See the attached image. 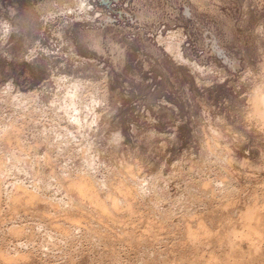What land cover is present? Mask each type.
<instances>
[{
	"label": "rangeland",
	"instance_id": "1",
	"mask_svg": "<svg viewBox=\"0 0 264 264\" xmlns=\"http://www.w3.org/2000/svg\"><path fill=\"white\" fill-rule=\"evenodd\" d=\"M263 68L264 0H0V264L222 258L264 213Z\"/></svg>",
	"mask_w": 264,
	"mask_h": 264
},
{
	"label": "bare ground",
	"instance_id": "2",
	"mask_svg": "<svg viewBox=\"0 0 264 264\" xmlns=\"http://www.w3.org/2000/svg\"><path fill=\"white\" fill-rule=\"evenodd\" d=\"M263 69H264V68H263ZM263 77H264V74H263ZM261 78H262V76H261ZM260 82H262L261 84H263V82H264L263 79H262V81L260 80ZM260 82H259V84H260ZM259 84H258V85H259ZM258 85H257V86H258ZM261 86H262V85H261ZM81 87H82V85H81V82H80L79 80H76L75 82L71 83V85H70L69 87H67V88H69V89L66 91V94L64 95V99H63V101L65 100V102L62 103V105L59 104V106H61L63 110L65 109L64 111H66V112L68 113V115L70 114L71 117H72V116L75 117V118L72 117V118H73V120H72L73 122L75 121V122H79V123H80V121H81V120H80V119H81V116H79V115L82 114V113H81L82 109H86V110H87V108H84V107H87L88 104L91 103L90 101H89V103H88V101H87V103H88L87 105L83 104V103H85V101L83 100V97H82V99H81V96H82V95L80 94V93H81ZM258 88L260 89V86H258ZM259 89L256 88L255 91H257V93L255 94V96H252V97H254V98H253V101H252L253 104H254V105H252V106L254 107V108H252V110H253L252 113H255V114H253V115H256V114H257V116H258L262 121H264V86H263L260 90H259ZM57 95H58L57 97H59V95H61V93H59V94H57ZM36 96H37V95H36ZM55 97H56V95H55ZM57 97H56V98H57ZM60 97H61V96H60ZM60 97H59V98H60ZM252 97H251V98H252ZM23 98H24V97H23ZM25 98H27V97L25 96ZM53 98H54V97H53ZM59 98H57V99H59ZM61 98H63V96H62ZM54 99H55V98H54ZM59 100H60V99H59ZM251 100H252V99H251ZM51 101H53V99H52ZM91 101H92V100H91ZM54 102H55V101H54ZM50 103H51V102H50ZM56 103H57V105H58V102H56ZM59 103H60V102H59ZM52 104H53V102H52ZM251 104H252V103H251ZM27 105H28V104H27ZM50 105H51V104H50ZM91 105H92V104H91ZM59 106H58V107H59ZM252 106H251V107H252ZM26 107H27V106H26ZM56 107H57V106H56ZM58 107H57V108H58ZM61 107H59V109H60ZM88 107H89V106H88ZM91 108H92V107L90 106V109H91ZM26 110H27V108H26ZM28 110H29V109H28ZM57 110H58V109H57ZM92 110H93V109H92ZM92 110H91V111H92ZM40 111H41V110H40ZM56 112H57V111H56ZM64 113H65V112H64ZM252 113H251V114H252ZM58 114H59V113H58ZM69 117H70V116H69ZM251 117H252V116H251ZM253 117H254V116H253ZM258 117H257V118H258ZM72 118H70V120H71ZM74 119H75V120H74ZM257 120H258V122H259V119H257ZM261 120H260V122H261ZM81 122H82V121H81ZM258 124H260V123H258ZM263 124H264V122H263ZM260 125H262V122H261ZM261 127H262V126H261ZM209 146H210V145H209ZM208 149H210V147H208ZM263 154H264V153H263ZM200 180H201V179H200ZM200 180H199V181H200ZM263 180H264V179H263ZM199 181H198V183H199ZM201 181L204 182L203 180H201ZM263 183H264V182H263ZM84 184L86 185V183H84ZM199 184H201V183H199ZM205 184H207V185H205L206 187L203 186V188L205 187V188H204L205 190H204V189H203V190H204V191L206 192V194H207L208 192H210V191H208V189H207V186H209V185H208V183H205ZM203 185H204V184H203ZM224 185H226V184H224ZM222 186H223V185H222ZM226 186L228 187V185H226ZM231 186H232V185H230V187H231ZM79 187H80V185H79ZM92 187H93V186H92ZM223 187H224V186H223ZM86 188H87V187H86ZM221 188H222V187H221ZM83 189H85V188H83ZM83 189H82V190H83ZM89 189H90V187H89ZM206 189H207L208 192L206 191ZM210 189H211V188H210ZM210 189H209V190H210ZM228 189H229V188H227V190H228ZM231 189H233V187H232ZM234 189H235V188H234ZM234 189H233V190H234ZM82 190H79V191H81V193H82ZM212 190L214 191V189H212ZM222 190H223V189H222ZM227 190H226V192H227ZM263 190H264V188L262 189V193H263ZM83 191H84V190H83ZM216 191H217V190H216ZM216 191H215V192H216ZM228 191H231V190L229 189ZM257 191H258V190H257ZM215 192H214V193H215ZM218 192H219V190H218ZM218 192H217V193H218ZM224 192H225V191H224ZM224 192L222 191L223 194H224ZM233 192H234V191H233ZM93 193H94V191H93ZM211 193L213 194V192H211ZM211 193H210V194H211ZM219 193H220V192H219ZM222 193H221V194H222ZM230 193H231V192H229V194H230ZM91 194H92V189H91ZM208 194H209V193H208ZM212 194H211V195H212ZM221 194H220V195L218 194V195L221 196ZM223 194H222L221 198L223 197ZM225 194H226V193H225ZM227 194H228V192H227ZM231 194H232V193H231ZM232 195H233V194H232ZM92 196L95 197V195H93V194H92ZM212 196L214 197V196H216V194H215V195L213 194ZM219 196H218V197H219ZM229 196H230V195H229ZM96 197H97V196H96ZM96 197H95V198H96ZM218 197L216 196V197H214L213 199L215 200V198H216V200L219 201V198H218ZM224 197H225V196H224ZM194 198H195V197H194ZM206 198L208 199V198H211V197H209L208 195H206ZM217 198H218V199H217ZM227 198H228V195H227ZM213 199L211 198V201H212ZM99 200L101 201V199L98 198V199H97V202H98V204L100 205ZM216 200H215V201H216ZM114 201H115V200H114ZM116 201H117V200H116ZM208 201H210V199H208ZM211 201H210V202H211ZM218 201H217V202H218ZM263 201H264V200H263ZM212 202H213V201H212ZM212 202H211V203H212ZM101 203H102V201H101ZM103 203H104V202H103ZM103 203H102V204H103ZM104 204H106V203H104ZM104 204H103V205H104ZM218 204H220V203L218 202ZM221 204H223V202H222ZM261 204H262L263 206H262V209L260 208V209H261L260 211H263V210H264V204H263V203H261ZM103 205H102V207H103ZM114 205H116L115 202H114ZM253 205H254V204H253ZM256 205H258V203H257V204L255 203V205H254V206L258 209V207H257ZM100 206H101V205H100ZM100 206H99V208L102 209V211H103V208H101ZM104 206H106V205H104ZM254 206H253V207H254ZM259 206H261V205H259ZM248 207H249V208H252V205H251V206H248ZM255 207H254V208H255ZM105 208H106V207H105ZM249 208H248V210H250V212H248V210H247L248 213H244V214L241 213V214H243V215L241 216V217H242L241 221H242V220L244 221V222L242 221V225H240L241 222H239V223L234 222V224L236 223L235 225L239 224L240 226H239V227H238V226H237V227L235 226V227H233V228L230 226V228H231V229H230V228H229V225H232V224H229V225H228L227 223L230 222V221H227L226 224L228 225L227 227L230 229L229 232H228V230H227V231H226V234H225V233H224L225 230H224V232H222L223 229H222V231L220 232V234H225V236H226V237H224L223 239H226L227 242L230 243V245L227 244V245H229L228 248H227V245H225V247L227 248V252L225 251V249H226V248H225V249H224L225 252L223 253V257H224V254H225V257H226V258L224 257V260H227V261H228L229 256L232 255V258H233V255L237 256V253H238L239 251H241V250L244 251V250H243L244 248H243V249L241 248L242 246L244 247V244L241 246V244H242L241 242L243 241V239H244L245 237H246V239L248 240L247 242H249L247 246H249V244H250L249 247L246 246L247 248H249V251H248V252L246 251L247 248H246V250H245L246 253H248V255L251 256L250 259L247 257L248 261L254 258V257L252 258L253 254L256 255V254L259 253V252H258L259 250H257V245H259V243H261L260 241L264 240V239L262 238V236L264 235V225H263V226L261 225L262 222L264 221V220H263V219H264V217H263V216H264V213L262 214V215H263V216H262V215H260L261 212H259L257 209H256V210H257L258 212L256 211V212H257V213H256V212H254V208L252 209V211H251V209H249ZM246 209H247V208H246ZM246 209H245V212H246ZM104 210H106V209H104ZM241 212H242V211H241ZM258 213H259V214H258ZM256 214H257V215H256ZM255 216H256V217H255ZM261 216H262L263 218H262ZM214 218H215V217H214ZM243 218H244V219H243ZM199 219L202 220L203 218H202V219L199 218ZM211 219H212V218H211ZM261 220H262V221H261ZM203 221H204V219H203ZM201 222H202V221H200V223H201ZM230 223H233V222L231 221ZM201 224H203V222H202ZM204 224H205V222H204ZM204 224H203V225H204ZM224 224H225V223H224ZM226 224H225V225H226ZM234 224H233L232 226H234ZM263 224H264V223H263ZM151 225H153V224H151ZM203 225H201V226H203ZM205 228L208 229L207 226H206ZM224 228H225V227H224ZM225 229H226V228H225ZM187 230H189L190 233H191V231H192L193 229L191 228V230H190V229H187ZM193 231H194V230H193ZM193 231H192V232H193ZM187 232H188V231H187ZM195 232H196V230L194 231V233H195ZM227 232H228V233H227ZM196 233H197V232H196ZM220 234H218V235H220ZM262 234H263V235H262ZM186 235H187V236H186V237H187L186 242H187L188 240H189L190 242H192V240H190V239H188V238H189V237L192 238V237H193L192 235H194V234H190V235H189V234L187 233ZM188 235H189V237H188ZM240 235L243 236V237H239ZM191 236H192V237H191ZM194 236H195V235H194ZM220 236H221V235H220ZM220 236H219V237H220ZM195 237L198 238V235L195 236ZM222 237H223V235L221 236V238H222ZM197 238H196V240H198V241L201 240V239H197ZM221 238H219L218 242L220 241ZM193 239H195V238H193ZM217 239H218V236H217ZM246 239H245V241H243V242H246ZM196 240H193V243H194L193 248H194V246L196 245V243H195V242H197ZM226 240H225V241H226ZM194 241H195V242H194ZM204 242H205V241H203V242L201 241V243H202L203 245H204ZM221 242L224 244V241H223V240H221ZM258 242H259V243H258ZM263 242H264V241H263ZM184 243H185V242H184ZM184 243H183V244H184ZM188 243H189V242H188ZM197 243H198V242H197ZM185 244H186V243H185ZM199 244H200V243H199ZM219 244H220V242H219ZM225 244H226V243H225ZM261 244H262V243H261ZM189 245H190V244H188L187 246L185 245V246L187 247V249H188V247H190ZM220 245H222V244H220ZM262 245H263V244H262ZM197 246H198V245H197ZM198 247H199V246H198ZM198 247H197V249H200V248H203L204 246H203V247L200 246V248H198ZM222 247H224V245H223ZM222 247H221V248H222ZM261 247H262V246H259L258 248H261ZM193 248H191V249L193 250ZM152 249H154V248H152ZM152 249H151V250H152ZM189 249H190V248H189ZM191 249H190V250H191ZM195 249H196V248H194V250H195ZM219 249H220V247H219ZM261 249H262V248H261ZM194 250H193V251H194ZM217 250H218V249H217ZM155 251H157V250L155 249ZM155 251H154V253H155ZM160 251H161V250H160ZM160 251H159V252H160ZM195 251H196V250H195ZM195 251H194V252H195ZM198 251H199V250H198ZM198 251H196L197 254H196V253H195V254H196L197 256H200V255H198ZM222 251H223V250H222ZM222 251L220 250V253H219V254H216V255H215V253H213V255H212V254H211V255H212V257H213L214 255H215L216 257L218 256V259H217V260L222 259L223 257H222V258L219 257ZM262 251H264V250L262 249ZM262 251H261V253H262ZM152 252H153V251H151V253H152ZM159 252H158V253H159ZM162 252H163V251H162ZM162 252H161V255H162ZM199 252H200V251H199ZM201 252H202V249H201ZM212 252H213V251H212ZM215 252H216V251H215ZM257 252H258V253H257ZM151 253H150V254H151ZM156 253H157V252H156ZM156 253H155V255H154V258L157 257V256H156ZM163 253H164V252H163ZM217 253H218V252H217ZM244 253H245V252H244ZM246 253H245V254H246ZM195 254H194V255H195ZM245 254H244V255H245ZM151 255H152V254H151ZM221 255H222V254H221ZM228 255H229V256H228ZM242 255H243L242 253L239 254V256H240V258H241V261H242V259H243V260H244L243 262H245V261L247 260V259H246V256H247V255H245V259H246V260H245L244 258H242ZM255 255H254V256H255ZM258 255H259V256H258ZM258 255H257V256L260 258V256L263 255V253H262V254L259 253ZM155 256H156V257H155ZM227 256H228V258H227ZM235 256H234V257H235ZM250 256H249V257H250ZM257 256H255V257L257 258ZM213 258H215V257H213ZM237 258H238V256H237ZM237 258H236V259H237ZM256 258H255V259H256ZM259 258H258V259H259ZM261 258L263 259V258H264V255L261 256ZM261 258H260V259H261ZM215 259H216V258H215ZM233 259H234V258H233ZM258 259H257V260H258ZM217 260H216L215 263L219 262V261H217ZM222 260H223V259H222ZM230 260H231V258L229 259V261H230ZM213 261H214V260H213ZM227 261H226V262L224 261V263H227ZM229 261H228V262H229ZM235 261H236V260H235ZM253 261H255V260L253 259ZM253 261H252V262H253ZM262 261H264V260H261L260 262H262ZM231 262H232V263H230V264H234V263H233V260H231ZM237 262H240V259H239V261H237ZM237 262H236L235 264H237ZM249 262H250V261H249ZM258 262H259V260H258ZM260 262H259V263H260ZM215 263L212 262V264H215ZM220 263H222V261H220L219 264H220ZM224 263H223V264H224ZM241 263H242V262H241ZM241 263H240V264H241ZM247 263H248V262H246V264H247ZM228 264H229V263H228ZM244 264H245V263H244ZM248 264H250V263H248ZM260 264H262V263H260ZM263 264H264V263H263Z\"/></svg>",
	"mask_w": 264,
	"mask_h": 264
}]
</instances>
